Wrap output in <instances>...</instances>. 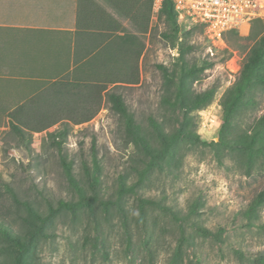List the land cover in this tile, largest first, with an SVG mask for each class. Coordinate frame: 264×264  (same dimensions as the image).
Returning <instances> with one entry per match:
<instances>
[{
	"label": "rangeland",
	"instance_id": "obj_1",
	"mask_svg": "<svg viewBox=\"0 0 264 264\" xmlns=\"http://www.w3.org/2000/svg\"><path fill=\"white\" fill-rule=\"evenodd\" d=\"M98 1L113 14L116 4L150 0ZM54 8L61 10L57 3ZM118 19L130 33L138 35L144 49L137 62L138 83L122 82L115 90L123 95L143 130L152 131L156 121L167 131L188 128L199 134L201 141L180 138L172 151L150 169L137 194L119 199L121 181L134 183L150 157L142 147L127 142L121 119L104 99L90 121L70 125L62 149L86 197L97 191L102 200L89 207L81 203L78 191L69 183L59 150L49 138L62 123L34 133L31 140L26 132L21 139L10 130L2 114L0 221L24 234L22 217L26 209L12 199L5 184L44 214L48 204H75L74 209H62L49 220L43 236L26 253V264H257L256 258L264 254V204L253 212L249 208L264 192V150L257 149L249 159L246 144L264 113V86L250 93L232 117L224 134L225 143H210L219 139L223 116L220 100L239 75L248 42L224 36L225 44L211 56L201 26L179 23V39L175 41L164 35L168 27L153 9L145 33L128 19ZM249 31L250 27L239 32L248 35ZM182 39L193 45L187 58L215 62L194 82L195 90L217 88L212 103L193 113L184 125L181 111L163 101L167 86L158 68V64L172 67ZM95 70L92 62L78 75L92 78ZM255 148H264V135ZM94 156L99 190H93L88 179V173L95 171ZM140 198L155 204L142 206ZM0 242H5L1 236ZM17 253V247L11 244L8 253L0 252V263H5V258L14 260Z\"/></svg>",
	"mask_w": 264,
	"mask_h": 264
},
{
	"label": "trees",
	"instance_id": "obj_2",
	"mask_svg": "<svg viewBox=\"0 0 264 264\" xmlns=\"http://www.w3.org/2000/svg\"><path fill=\"white\" fill-rule=\"evenodd\" d=\"M70 3L71 8H74L75 11L74 40L78 43L77 49H79L73 53L74 66H64L63 70L70 69V71L55 76V80L46 88L26 99L5 117L8 119V126L13 133L19 138L25 139L26 132H28L29 140L34 133L42 132L62 123L61 129L49 133V138L59 150L65 175L69 183L78 191L79 197L83 201L81 203L92 207L93 202L102 201L98 192L94 191L92 197H86L83 192L85 189L77 184L72 162L62 153V149L66 143L70 125H79L90 121L104 99L109 103V108L121 119L127 142L142 147L150 157L148 165L139 171L138 178L134 183L129 184L124 179L121 181L118 187L119 199L129 193L137 194L140 184L150 169L172 151L180 138L185 136L201 141V136L182 127L176 131H167L162 123L156 121H153L152 131L143 130L134 113L129 109L123 95L115 90L122 82L127 84L138 83L137 62L144 49V44L139 41L138 35L130 33L119 21L118 16L128 19L140 33H145L149 28L153 2L150 0L139 4L127 2H125L126 4H116L114 9L117 16L115 13L112 14L107 11V8L98 0H70ZM158 17L168 27V32L164 35L177 41L179 39V22L173 0H163ZM225 36L228 39L229 37H237L248 42V48L238 77L221 97L223 116L219 139L210 142L211 144L225 143L224 134L232 117L248 99L250 93H253L257 87L264 86V19H254L251 22L248 35H242L237 30H230ZM84 38L90 41V45L85 43V46L80 49V40H84ZM177 48L179 56L174 59L172 67L168 68L164 64H158V68L162 72L167 86V95L163 96V101L172 109L181 111L184 119L182 125H184L193 113H197L204 106L212 103L216 96V86L199 92L194 88V82L212 68L215 62L209 59L190 60L187 58V52L193 49V45L185 39L179 42ZM225 51L229 55L232 53L229 52L228 48ZM132 61L134 64H131ZM92 62L96 64L97 71L95 70L92 78L83 79L78 73L84 71ZM148 132L151 133L149 137H147ZM263 135L264 113L257 120L250 140L246 144L249 159L255 156L254 152L257 149L258 151L264 150V148H255ZM202 142L207 143L206 141ZM93 160L95 171L88 173V179L93 190H99L100 179L97 175L98 161L96 156ZM4 186L6 190L11 192L12 199L24 206L27 214L22 217V232L24 234L12 229L4 220L0 221V236L5 241L0 242V252L8 253L11 244H13L17 247L18 253L12 261L11 259L6 261L5 258V263L26 264V253L43 236L49 220L62 209H74L75 204L65 201H59L57 207L48 204V212L44 214L35 209L28 201L22 200L9 184ZM139 201L142 206L155 204L153 200L144 198H140ZM263 204L264 192H260L252 202L249 211L253 212ZM255 262L264 264V254H260ZM5 263L1 262L0 264Z\"/></svg>",
	"mask_w": 264,
	"mask_h": 264
},
{
	"label": "crops",
	"instance_id": "obj_3",
	"mask_svg": "<svg viewBox=\"0 0 264 264\" xmlns=\"http://www.w3.org/2000/svg\"><path fill=\"white\" fill-rule=\"evenodd\" d=\"M74 18L70 0H0V114L70 71L64 66H74ZM86 38L80 49L90 45Z\"/></svg>",
	"mask_w": 264,
	"mask_h": 264
},
{
	"label": "built area",
	"instance_id": "obj_4",
	"mask_svg": "<svg viewBox=\"0 0 264 264\" xmlns=\"http://www.w3.org/2000/svg\"><path fill=\"white\" fill-rule=\"evenodd\" d=\"M152 9L159 12L163 0H153ZM178 13V22L200 25L209 42V53L224 43V36L230 30L244 32L251 22L264 18V0H173ZM225 44V43H224ZM179 56L178 48L176 49Z\"/></svg>",
	"mask_w": 264,
	"mask_h": 264
}]
</instances>
